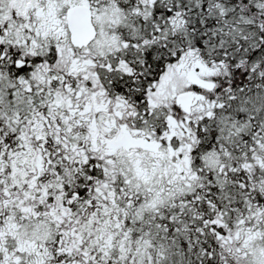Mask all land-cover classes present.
Masks as SVG:
<instances>
[{"label": "snow or ice", "instance_id": "snow-or-ice-1", "mask_svg": "<svg viewBox=\"0 0 264 264\" xmlns=\"http://www.w3.org/2000/svg\"><path fill=\"white\" fill-rule=\"evenodd\" d=\"M0 264H264V0H0Z\"/></svg>", "mask_w": 264, "mask_h": 264}]
</instances>
